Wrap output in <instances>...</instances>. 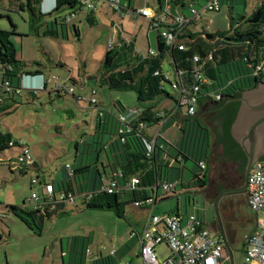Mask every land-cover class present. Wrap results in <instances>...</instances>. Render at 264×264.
<instances>
[{"label": "rangeland", "instance_id": "obj_1", "mask_svg": "<svg viewBox=\"0 0 264 264\" xmlns=\"http://www.w3.org/2000/svg\"><path fill=\"white\" fill-rule=\"evenodd\" d=\"M130 1L131 7H135L137 11L145 7L146 3L152 8L156 4L154 0ZM7 2L8 0H0V30L12 31L9 17L15 25V33L9 36V40L15 47L16 57L22 61L25 71L34 69L42 71L45 89H41L42 85L40 87L23 85L25 89L39 91H36L35 95H30L26 90H22L19 95H14L15 103L10 99L6 100L11 104V108L0 113V131L9 133L13 139L25 143L29 156L36 161L38 167L37 170L29 167L21 171L8 161L20 151L19 148L0 151V264H111L112 260L113 263L119 258L123 260L127 256L125 258L119 254L109 256L111 249H117L118 244L130 240L131 230L135 229L137 232L142 230V219L148 215L149 208L140 210L133 203H128L124 205L121 215H117L113 208H89L82 200L75 198V203L65 205L63 213H54L46 218L40 234H36L13 215L8 206L23 205L33 191L39 195L45 193L44 186L31 184L32 178L39 177L54 182L57 186L67 178L66 164L75 168L82 161L83 163L92 161L91 157L94 154L92 150L99 145L92 143L89 146L85 143L94 140L101 105L106 111L116 113L114 103L117 101L126 111L138 109L136 93L133 90L109 89L98 76L99 68L107 49L119 42V34L133 40L137 51L141 55H147L149 49L156 51V32L149 30L146 18L138 14L134 17L130 15L120 17V12L112 8L108 2H101L94 11L96 15L94 24L86 20L88 11L82 9L76 12L69 23L61 25V19L70 13L69 9L64 8L53 15L41 17L39 25L31 28L28 23V12L24 10L19 12ZM120 2L124 4L128 0ZM219 2L218 11L203 10L201 18L188 24L187 29L199 36L203 31L227 30L230 23H233L230 15L236 22L241 14L248 15L258 5V0ZM54 18H57L58 24L53 22ZM168 21L170 22V19ZM46 22L48 26L52 25L57 29L56 36L43 34ZM73 26L78 29V34ZM2 40L4 41V38ZM183 40L184 43H189V39ZM162 67L173 81L174 71L168 58L163 60ZM53 76L56 78L52 79ZM31 78L29 77V80L35 84V80ZM56 84L61 85L59 93L54 90ZM69 86L72 92H66ZM165 87L179 100L178 90L172 89L169 83H165ZM92 90L95 91L94 95L91 94ZM92 97L97 99V108L90 103ZM177 105L178 102L165 99L160 102L159 108L163 111L174 109ZM182 111L185 113L186 108L183 107ZM202 114L198 113L199 116ZM202 121L208 126L203 119ZM144 130H149L152 138L160 130L158 144L163 147L161 153L167 160H172L171 155L175 153L174 145L180 135L179 126L174 120L168 119L162 127L150 126ZM107 136L108 134L102 135L104 139ZM211 156L212 146L208 162ZM105 159L104 153H101L100 160L105 162ZM198 171L191 160L184 162L181 173L174 169L170 170L172 174L176 172L175 177L179 185L174 193H166L159 188L157 202L151 209L154 214L175 210L176 207L181 214L196 213L205 221L208 230L215 232L212 226L214 215L212 204L193 184H187L193 172ZM181 182L183 186L180 185ZM247 209L246 203L240 206L241 213L248 212ZM250 224L249 220L243 228L240 226L235 240L230 241L234 264H241L243 261L242 237ZM86 249L89 250L87 254ZM100 252L103 256L101 261ZM155 252L159 259H165L170 254L165 244L156 246ZM222 264L229 262L224 261Z\"/></svg>", "mask_w": 264, "mask_h": 264}, {"label": "trees", "instance_id": "obj_2", "mask_svg": "<svg viewBox=\"0 0 264 264\" xmlns=\"http://www.w3.org/2000/svg\"><path fill=\"white\" fill-rule=\"evenodd\" d=\"M154 1L156 3L152 9L154 15L146 19L149 30L156 32V51L149 49L147 55H141L135 48L133 40L119 34V42L107 49L98 74L100 80L111 90H133L139 106L137 113L127 123H122L118 119V114L126 110L121 105L114 104L117 113L106 111L101 106L94 140L85 143L89 146L92 143L99 145L92 150L94 151L92 161L90 163L82 161L75 168L66 164L69 165V169L65 165L68 172L66 180L57 186L54 182H48L52 186V191L50 193L45 191L40 195V207H34L28 199L21 206H8L9 211L34 233L40 234L44 220L54 213H63L65 205L75 203V198L82 200L89 208H113L117 215H121L124 205L128 203L134 205L135 202H141L137 207L140 210L152 208L157 202L159 188L166 193L176 191L179 182L175 177L176 172L172 174L170 170L182 172L186 160H191L199 170L193 172L187 184H193L196 190H201L207 184L209 177L207 165L212 132L214 143L221 147L220 154L225 160L239 159L245 164L246 157L232 138L230 126L239 107L236 98L242 91L264 82V0H258V5L253 10L248 15L241 14L236 22L230 15L234 24L230 23L227 30L203 31L199 36L190 32L187 24L182 30V35L179 36L182 39L183 49H179L180 44L167 45L161 32L173 28L170 22L175 20L177 14H182L177 12L179 8L189 10L193 6L201 7L207 0ZM220 1L224 2V0ZM41 2L42 0H8L7 3L17 8L19 12L23 10L28 12V23L31 28L39 25L38 21L41 17L53 15L64 8L69 9L70 13L61 19V25L69 23L76 12L82 9L88 11L86 20L90 24L95 22V10L86 8L78 0H54L53 8L46 14L40 10ZM124 5L131 9V13L126 12L125 15L134 17L138 14L128 2ZM230 7L232 9V6ZM8 19L12 31L0 30V113L11 108V104L6 100L10 99L15 103L14 95H19L22 90H26L30 95H35V92L39 91V89L23 88L21 81L24 76L42 77L41 89H45L42 71L39 69L25 71L22 61L16 57L15 47L9 40V36L15 33V25L9 17ZM53 22L58 24L57 18H54ZM73 27L78 34V29ZM57 33L56 28L54 29L52 25L48 26V22L45 23L44 35L56 36ZM183 38L189 39V43H184ZM194 57H197V60ZM165 58H168L173 68V81L163 70L162 63ZM198 68L206 81L200 82L196 112L188 114L186 105L179 103V100L165 87V83H169L172 89L178 90L179 98L188 96L192 92L195 83L194 74ZM54 90L60 92L58 88ZM217 95H219L218 99ZM165 99L178 102L177 106L181 110L185 107L186 112L174 109L161 111L159 105ZM92 105L97 108L98 102ZM199 112L214 124L212 131L203 123L198 115ZM179 113L180 135L174 145L175 153L171 155L172 160L169 161L161 153L163 147L158 144L161 128L153 138L144 134L143 129L158 126V120L175 121ZM214 122L220 124V128ZM139 124L143 126L140 127ZM162 125L164 124L159 126ZM103 134L108 136L104 139ZM151 142L154 144L148 149L147 143ZM15 147L20 151L8 159L10 165H15L21 171L29 167L37 170L38 167L32 158L31 164L18 161V156H24L23 151L25 148L28 149V146L20 140L13 139L9 133L0 131V151ZM78 148L77 143V152ZM101 153L106 157L105 162L100 160ZM82 159L84 160V157ZM260 160L264 161V155ZM201 162L204 163V167H201ZM131 178H136L138 182L131 185ZM111 182H115V186L111 192H108L107 187ZM167 184L172 185L169 190L164 188ZM180 185L184 184L181 182ZM132 233L134 235H131ZM137 235L140 237V232L131 230L129 237ZM88 252L89 250L86 249L85 253ZM111 254L118 255L116 250L109 256ZM102 258L101 255L99 260L101 261ZM112 261L111 264H117L122 260L119 258L115 263Z\"/></svg>", "mask_w": 264, "mask_h": 264}, {"label": "built area", "instance_id": "obj_3", "mask_svg": "<svg viewBox=\"0 0 264 264\" xmlns=\"http://www.w3.org/2000/svg\"><path fill=\"white\" fill-rule=\"evenodd\" d=\"M78 1L90 10H96L101 2H108L118 9L120 15H125L126 12L131 13V9L126 8L120 0ZM219 9V0H207L199 8L191 7L188 16L177 14L175 20L170 22V26L173 28L164 29L161 32L165 43L169 46L180 44L179 49H183L182 39L179 37L183 33V28L190 22L201 18L203 10L218 11ZM137 13L145 18H151L154 15V11L149 7H144ZM151 53H153L152 50ZM194 59L197 60V57H194ZM194 77L195 83L192 86V92L188 96L179 98V103L186 105L188 114L196 112L200 82L206 81L199 68L195 71ZM53 78L56 77L53 76ZM5 85H7V82H5ZM55 88L62 89L60 84H56ZM72 91L70 86L66 88V92ZM91 94L94 95L95 91L92 90ZM216 98L218 99L219 95ZM96 102L97 99L92 97L90 103L95 104ZM136 113L137 110H127L118 114V119L122 123H127ZM139 126L141 127L143 124H139ZM153 144L154 142L147 143L148 149H151ZM23 154L24 156H18V161L31 164L32 159L27 148L24 149ZM200 165L201 167L205 166L203 162ZM66 168L69 169V165H66ZM130 182L131 185H134L138 180L131 178ZM32 184H38V180L33 178ZM43 186L47 193L52 191L51 184L46 183ZM114 186L115 182L109 183L107 191L111 192ZM171 186L167 184L164 185V188L169 190ZM246 193V205L254 216L255 229L244 236V258L241 264H264V161L252 164L247 177ZM28 200L34 207H40L41 201L38 193L33 191ZM140 204L141 202H135L134 206L139 207ZM131 235H134V233ZM160 244H165L170 251L169 256L165 259H159L155 252L156 246ZM139 253L141 264H222L224 261H228L225 247L219 235L216 231L210 232L205 221L196 213L165 212L154 214L151 208H149V213L142 223ZM117 264L128 263L119 261Z\"/></svg>", "mask_w": 264, "mask_h": 264}, {"label": "water", "instance_id": "obj_4", "mask_svg": "<svg viewBox=\"0 0 264 264\" xmlns=\"http://www.w3.org/2000/svg\"><path fill=\"white\" fill-rule=\"evenodd\" d=\"M25 77L27 78L29 76ZM236 100L239 102V107L230 126V134L238 143L246 157L244 184L239 187L222 190L212 202L215 221L218 224L217 231H215L219 235L225 247L229 264H234L233 255L219 219L217 204L221 194L225 192H237L245 189L247 187V177L252 164L254 162L262 161L260 160V157L264 155V82L258 83L253 88L242 91L241 95L236 98ZM200 117L206 122L212 131L214 124L209 122V118L203 114ZM211 146V159L215 160L217 159V154H220L221 152V147L214 143L213 132L211 137ZM232 166L235 167V165L231 163H227L225 166L219 165V167H215L213 169L209 166V177L212 178L218 176L220 171L225 172Z\"/></svg>", "mask_w": 264, "mask_h": 264}, {"label": "flooded vegetation", "instance_id": "obj_5", "mask_svg": "<svg viewBox=\"0 0 264 264\" xmlns=\"http://www.w3.org/2000/svg\"><path fill=\"white\" fill-rule=\"evenodd\" d=\"M214 123L218 128H220V124H217L216 122ZM227 163H231L235 165V167L232 166L225 172L220 171L218 176L212 178L208 177L207 184L204 188L198 191L204 198H208L211 204L222 190L239 187L244 184V170L246 162L244 164L239 159L237 161L225 160L221 154H217V159H211V161L208 162V166H211L213 169L215 167H219V165L225 166ZM242 166L243 169H241ZM246 200V188L237 192H225L221 194L218 200V215L227 240L228 236L230 234H234L242 224L241 218L244 213L240 212V206L245 204ZM212 226L214 230L217 231L218 224L215 221L214 215Z\"/></svg>", "mask_w": 264, "mask_h": 264}, {"label": "crops", "instance_id": "obj_6", "mask_svg": "<svg viewBox=\"0 0 264 264\" xmlns=\"http://www.w3.org/2000/svg\"><path fill=\"white\" fill-rule=\"evenodd\" d=\"M128 4L131 6V1L128 0ZM53 5H54V0H44V2L40 5V10L41 12L43 13H46V12H49L52 8H53ZM145 7H149L146 3V6ZM131 8H134L135 7H131ZM144 8V7H143ZM151 9H153L152 7H149ZM179 13H182L183 15L185 16H188L189 15V10L186 9V8H179L178 9ZM206 40V39H205ZM31 79H34L35 80V84L34 83H31V80H29V77H27L25 80L22 79L21 81V85H25L27 87H40V85H42V79L40 76H37V77H34V78H31ZM33 80V81H34ZM114 104H117V105H121L119 101H117L116 103ZM102 106V105H101ZM123 107V105H121ZM115 107V106H114ZM124 108V107H123ZM174 110L176 111H182L178 106H176L174 108ZM181 117L180 113L177 114V120H175L174 122L178 125H179V118ZM166 119L164 120H158L159 122V125L160 124H164ZM143 133L146 134L147 136L151 137V133L149 130H144L143 129ZM166 159V157H165ZM34 160V159H33ZM34 163L36 164V161L34 160ZM172 163V162H171ZM37 178V177H36ZM45 183H48V181H46L45 179H40L38 178V184L43 186ZM158 199V198H157ZM178 207H176L175 210H165L163 211L162 213H165V212H179V209H177ZM248 212L246 211L244 213V215L242 216V224H241V228H243L246 223L250 220L251 221V224H250V227L247 229V231L244 233L243 237H242V249H243V245H244V236L250 232H252L254 229H255V219H254V216L253 214L249 211V209H247ZM161 213V214H162ZM181 213V212H179ZM146 217V215L143 217L142 219V223L144 221V218ZM135 230V229H134ZM237 233V230L234 234H230L228 236V241L230 242H233L235 240V235ZM130 240L122 243V244H118V247L117 249H111V252L116 250L117 253L121 256H123L125 258V256H127L125 259H123L122 261L126 262V263H130V264H141V257L139 255V250H140V237L139 235H137L136 237H130L129 238ZM129 241H132V242H129ZM137 247V248H136ZM134 248L136 249V251L134 252ZM100 256H101V252L99 253ZM121 260V259H120Z\"/></svg>", "mask_w": 264, "mask_h": 264}, {"label": "clouds", "instance_id": "obj_7", "mask_svg": "<svg viewBox=\"0 0 264 264\" xmlns=\"http://www.w3.org/2000/svg\"><path fill=\"white\" fill-rule=\"evenodd\" d=\"M44 2V0H42L41 4Z\"/></svg>", "mask_w": 264, "mask_h": 264}]
</instances>
